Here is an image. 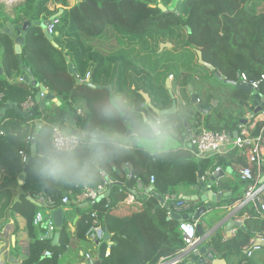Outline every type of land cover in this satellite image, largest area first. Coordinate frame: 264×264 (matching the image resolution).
Instances as JSON below:
<instances>
[{
    "label": "trees",
    "instance_id": "trees-1",
    "mask_svg": "<svg viewBox=\"0 0 264 264\" xmlns=\"http://www.w3.org/2000/svg\"><path fill=\"white\" fill-rule=\"evenodd\" d=\"M51 2L65 7L54 34L56 45L35 27L38 30L35 41L24 47L22 57L24 64L33 68L37 79L70 106L79 98V87L96 97L112 92L108 85L114 90L128 89L137 99L141 88L153 105L172 104L173 98L167 87L169 77L173 75L174 83L186 92L192 75L207 68L199 63L198 51H201L204 61L228 79L237 80L238 73H245L251 81H255L264 74V0H80L72 7L69 0H26L14 8L15 17L0 5V55L9 76L15 72L21 75L24 70L18 63L13 38L2 30L8 22L20 25L25 19L36 22L50 18L61 9H50ZM163 43H171L172 46L162 48ZM66 57H70L75 65V74L69 72ZM108 60L112 61V66L121 65L119 74L112 72V68L105 69ZM88 73L91 82L100 84L101 88L77 84L76 77L83 79ZM38 91L39 88L25 82H6L0 88V92H5V102L0 105V110L8 101L22 108L29 98L36 100ZM238 91L246 98L244 92ZM242 104H245L244 100ZM200 105L205 108L206 100H202ZM186 111V119H195L200 114L192 108H186ZM40 113L38 110L32 117L25 118L15 108H9L0 119V130L4 132L0 135V179L3 181L0 197L6 196L5 203L0 207L1 218L12 202L10 187L17 185L26 165L20 151L27 155L32 151L11 134V129L17 121L32 119ZM89 115L90 112L83 119ZM206 125L213 130L224 129L221 120L213 121L211 115L206 117ZM237 125L235 121L228 130L235 129ZM181 156L157 160L137 151L116 162L115 168L109 167L106 172L113 181L108 186L110 194L90 202L87 213L81 208V203L62 204L65 195L75 198L83 192V188H46L34 174L30 163L19 201L27 206L28 212H23L27 215L30 237L29 254L22 264H61L63 248L72 237L69 222L80 213L77 236L87 238L93 210H98L112 236V243L101 264H158L163 258L176 255L186 248V243L179 231L181 220L170 217L168 207L158 206V194L175 192L164 182L166 171L160 168L177 158V162L181 161L176 166L179 171H176L175 179H189L193 183L199 163L214 170L228 163L224 158L199 159L196 162L188 153ZM125 162L130 163L131 172L141 179L143 188L139 187L137 178L129 179L123 171L122 164ZM151 175L157 178L155 191L150 193L153 198L145 202L144 209L135 215L118 210L126 192L138 199L147 194ZM103 180L91 187L99 186ZM40 193L53 198L55 207L65 211L59 243H54V239L46 241L38 238L34 219L40 205L28 200L27 196L35 197ZM108 199L110 205L106 207ZM242 235L240 233L228 242L214 236L210 243L220 256L228 257L230 253H241L244 247L251 245L250 235ZM47 249L53 252V256H43ZM179 264L196 263L183 257Z\"/></svg>",
    "mask_w": 264,
    "mask_h": 264
},
{
    "label": "crops",
    "instance_id": "crops-1",
    "mask_svg": "<svg viewBox=\"0 0 264 264\" xmlns=\"http://www.w3.org/2000/svg\"><path fill=\"white\" fill-rule=\"evenodd\" d=\"M16 1L17 0H13V1L9 0L10 3H15ZM25 1L26 0H22L8 7L7 8L8 14L12 17H15L14 8L24 3ZM78 1L80 0H69V4L72 7ZM49 7L50 9H54L56 7L61 8L63 9V11L65 9L64 6L55 5L52 2L49 3ZM25 20H28V19H25ZM66 61L68 63V70H69V63H71L73 67L75 68V65L71 62L70 57H66ZM116 67L117 69H115ZM116 67L112 66L111 60H108L107 64L105 65V69H107V71L108 69L112 68V72H114L117 75L120 72L118 71V69L119 67H121V65L119 64ZM23 74L19 75L18 73L15 72L13 75L9 76L7 74L6 67L1 60V55H0V88L6 82L21 83L19 81L20 80L19 78L20 76H23ZM33 74L35 75L34 72ZM35 77L38 78L37 75H35ZM192 77L194 78V80L193 82L191 81V83L187 86L186 92H183L182 87L174 83V77L173 79H170L169 77V80L171 82V89L175 93V99L178 105L187 106L186 108H192L194 110H198L200 113L197 117H195V119L194 117L185 119L184 125H183L184 141L187 142L188 147L181 154H179V155H182L181 157H183V154L188 153L190 156L194 158L193 160H196V162H198L199 158H197L196 155L194 154L192 145L190 142V137L188 138V136L191 135V133L188 130L192 131V127L200 119H204L206 122V117L208 115H211V120L213 121L221 120V124L224 127V129L222 130H228V129H231V126L235 121H237L239 124L241 123L240 120H244V119L248 120L253 110L251 112L248 111V107L246 103L244 102L245 104L244 105L242 104L245 98L239 92H235L236 95L238 96V99L236 100L237 102L234 108L235 110L233 111L229 110V112L223 111V110L220 111L219 110L220 106L218 105L219 98L214 93V91L205 92V94H203L204 96L196 92L197 91L196 86L199 87V84L195 83V80L201 79V80H206V81H213V79H216L217 81H219L214 76V73L208 68H206L205 71L201 70L199 73L192 75ZM90 78L91 77L87 79V74H86V78L81 79L82 81L79 83L77 81L76 82L79 85L84 84L83 81H86V80L91 81ZM40 83L42 82L40 81ZM221 84H224V83L221 82ZM96 85L100 86L101 88L100 84H96ZM210 87H213V86L210 85ZM107 88L110 91L114 90V87L111 85H108ZM133 88H136V86H133ZM94 89H99V88H94ZM236 89L239 90L238 88ZM139 90H140V93L138 95V99L144 102H147L149 104H152L151 101H147V99L145 98L144 94L146 93L143 91V89L140 88ZM168 90H169V87H168ZM193 93H196L199 98L196 103L192 102ZM56 96L58 98V101L52 103L51 106H49L48 108L53 107V106L59 108L58 102H61L62 104L66 106H70L69 104L64 103V101L57 94ZM94 97H95L94 93H87L85 90L79 87V98L73 104H79L81 106L83 110V117H86L87 114H89V109H90L91 102H92L89 100L93 99ZM208 98H209V101H207ZM200 100L201 101L206 100V106L204 109L212 108L210 113L202 112V110L200 109L201 107ZM37 107L40 108V104ZM42 111L43 110H41V112ZM78 119L79 117L77 118V120ZM229 131H232V130H229ZM235 151L237 153H233ZM176 159L177 158L172 159L171 161H169L166 165H163L162 167L159 166V168L161 167L160 169H164L166 171L165 173L166 179L164 182L167 183V186L171 187V189L174 188L175 192H172V193L177 194L180 198L184 200L195 201L199 207H202L203 205H205V203L202 202L200 198H195V196H197L200 191L197 188V185L199 184V181L201 179L209 182L212 177L209 174L213 172L214 169H212L211 166H207L206 168H204V166H202L199 163L198 167L195 170L194 175L196 176V179L195 181H193V183H190L191 180L189 179H182L180 181H177L178 179H175V175L177 173L176 171H179V167L177 168L176 166L179 165V162L181 160L177 162ZM225 160L228 163L221 166V170L218 175V178L220 179L219 184L216 185L215 183H213L214 191L217 194H222L220 202L217 200V202L215 203L216 208H214L213 210H209L207 213L203 214L200 218V223L202 224L204 228L205 237H206L205 242L202 243L200 247L207 246L209 248V251L214 253L217 259L223 260L219 264H264V247L263 246L258 247L256 245L258 240L261 239L262 236H264V216L262 214V211L256 202H248L247 204H244L242 206L238 205L239 201L243 198V194L245 193V183L239 178L238 169H237L238 167L236 164L237 163L246 164L247 159L240 152V150L233 149L230 153V158L225 159ZM192 172H193V169H192ZM0 174L2 176L1 168H0ZM187 174L189 175V172ZM2 182H3L2 179H0V194L2 191L1 190ZM22 185L23 183H21L20 178H18L17 185H12L10 187V190L12 193V202H10L9 207H7V209L5 210L4 217L3 218L0 217V264H22L29 254L30 237H29V231L27 228V215H25V213L23 212L24 210H26V213L28 211H27V206L25 203H19L20 196L23 193ZM150 186H154V184ZM150 186H149V189H150ZM149 189H148L147 194L143 195L142 199H138L135 197L134 202H132L131 204H127V203L124 204V203H121L120 201L117 209L126 214H131V215L137 214L142 209H144V207L146 206L145 202L146 201L149 202L153 198V195L150 194L152 191H149ZM153 191H155V188ZM29 196L33 200H35L36 203H38L35 197L31 195L27 196L28 200H30L28 198ZM186 196H188V198L190 197V199L188 198L186 199L185 198ZM0 199L2 200V203L0 204V207H1V205L5 203L6 196H4V198L0 197ZM81 204H82L81 208L84 210V212L87 213L89 210L88 203L82 202ZM158 206H163L159 197H158ZM64 216H65V211H64L63 217ZM80 217H81V214L77 213V215L74 216V219L69 222V227H70V232H71L72 237H71L69 244L64 246L63 248L64 251L62 255L60 256L61 264H86L87 260H89L88 258H86L87 254H90L94 258L92 260H98L100 258V247L96 241L91 240L88 236L87 238H84V239L83 238L81 239L79 238V236H77V233H78L77 224H78ZM232 221L240 222L242 225L238 226L235 223L234 224L230 223ZM240 233L241 234L243 233L242 237L245 236L244 234H248L251 237L250 238L251 245H249L248 247H244L241 253L234 251L230 253L228 257H222L219 255V253L215 252V250L211 246L210 242L214 236H220L222 242H228L236 238ZM198 236L200 237V239L203 238L199 234ZM60 241H61V232H60L59 237L56 240H54V243H59ZM203 255L204 254L202 253L200 254V256H203ZM185 257H188L190 260L193 261L192 255L189 254ZM195 263L200 264L199 262H195ZM203 264H212V262L208 258H206V261Z\"/></svg>",
    "mask_w": 264,
    "mask_h": 264
},
{
    "label": "clouds",
    "instance_id": "clouds-1",
    "mask_svg": "<svg viewBox=\"0 0 264 264\" xmlns=\"http://www.w3.org/2000/svg\"><path fill=\"white\" fill-rule=\"evenodd\" d=\"M186 107L149 104L119 89L94 97L87 119L79 104H61L17 121L11 134L34 147L24 159L32 157V170L44 187L88 189L103 180L109 167L137 151L167 160L186 150Z\"/></svg>",
    "mask_w": 264,
    "mask_h": 264
},
{
    "label": "built area",
    "instance_id": "built-area-1",
    "mask_svg": "<svg viewBox=\"0 0 264 264\" xmlns=\"http://www.w3.org/2000/svg\"><path fill=\"white\" fill-rule=\"evenodd\" d=\"M61 23V18L56 17L52 19L47 26V30L50 34H55L58 25ZM90 74H87L89 79ZM20 82H24L23 76L19 78ZM173 79V75L170 76ZM237 81H241L250 84L253 90L261 94L262 100L260 102L261 108L254 113L253 117L249 118L247 122L239 123L236 129L229 130H213L207 127L204 119H200L193 127L190 135V142L194 154L199 159L208 158H224L229 159L230 153L233 149H238L246 157L247 163H237L238 175L240 180L245 183L244 197L239 201L240 206L247 204L248 202H256L264 216V74L258 80L251 81L247 74L238 73ZM44 93H41V97ZM5 102V92H0V105ZM40 102L34 98H29L22 106L24 111H29L33 108H38ZM4 134L0 130V135ZM23 156V162L27 163L24 156L27 155L24 151H20ZM122 169L128 174V178H137L138 185L143 188L141 179L131 172V165L129 162L122 164ZM221 167H217L210 176H215L219 173ZM155 175L150 176V184H155ZM220 179L217 177L214 181L216 185L219 184ZM113 181L110 180L105 173L103 183L93 188L89 187L84 189L82 193L78 194L75 198H71L70 195H65L62 198V204L69 203H82L88 204L92 201L99 199L105 195L108 191V186ZM163 206L169 208V216H172V212L179 213H195L200 207L195 201L184 200L175 193H167L163 195ZM39 209L36 212L34 225L37 229L38 238L40 240L51 241L54 239L56 232L59 230L54 219L55 201L50 196L44 193H40L35 196ZM135 196L132 193L126 192L124 199L121 203L131 204L134 202ZM110 199L107 200L106 207H109ZM91 225L87 232V236L93 241H99L100 243L105 241L106 237V225L101 220L98 210H93L90 213ZM201 224L199 219H195L193 216L191 219L181 221L179 225V231L183 237L186 248L179 251L174 256L163 258L158 264H179L183 257L181 254L187 250V248L197 241L200 237L197 234V227ZM202 225V224H201ZM264 239V236L261 237ZM43 256L51 257L53 252L50 249L44 251ZM86 258L94 259L90 254H87Z\"/></svg>",
    "mask_w": 264,
    "mask_h": 264
},
{
    "label": "water",
    "instance_id": "water-1",
    "mask_svg": "<svg viewBox=\"0 0 264 264\" xmlns=\"http://www.w3.org/2000/svg\"><path fill=\"white\" fill-rule=\"evenodd\" d=\"M162 9H166L164 6H161ZM62 12L63 9H60V11L54 15H52L50 18L46 19V20H42V21H36V22H32L30 20H25L22 24L20 25H15L11 22H9L4 29L2 30L3 32L8 33L14 41V51L15 54L18 58V63L22 66L23 70H24V74H23V80L26 84H30L33 87H37L39 88L38 94H37V101L40 102V108H33L29 111H24L22 108H18L17 105L12 102V101H8L4 104V106L1 108L0 110V119L2 117L5 116L7 110L9 108H15L17 111L21 112L22 115L25 118H30L33 115H35V113L39 110L41 112V110H46L49 106H51L52 103L57 102L58 98L56 96V93L49 90V88H47V86L43 83H40V81L35 77V75L33 74V70L27 66L26 64H24V59L22 57V53H23V49L24 47L28 44V43H33L35 41V37L38 33V30L35 29V27H37L38 29H40L43 34L46 36V38H48L54 45H56L55 41H54V37L55 35L50 34L47 30V26L50 24V22L52 21V19L56 18V17H61L62 16ZM172 44L171 43H163L161 45L162 48L164 47H171ZM198 56H199V63L204 65L205 67H207L209 70H211L214 73V76L221 82H223L224 84H228L231 85L235 88L240 89L242 92H244L246 94V98L244 99V102L246 103L247 107H248V111H252L253 112L250 114V118L253 117L254 113H256L260 108V102L262 100V96L260 93H258L257 91L253 90L252 86L250 84L241 82V81H237V80H231L228 79L226 77H224L222 74H220L218 71H216V68L204 61L203 56L201 51H198ZM69 71L72 74L76 73L75 68L73 67V65L71 63H69ZM76 81L79 83L82 80L79 77H76ZM83 83L91 88H100V86L93 84L91 81L86 80L83 81ZM167 85L169 87V94L170 96L173 98V102L172 105L173 106H177L178 103L175 99V93L173 92V90L171 89V82L168 79L167 80ZM41 93H44V96L41 97ZM145 98L147 99V101H150V98L144 94ZM198 101V96L196 93L192 94V102L196 103ZM61 102H58V107L61 105ZM202 112H206V113H210L212 108L209 109H204L201 108ZM240 122H247V119L244 120H240ZM191 133V130H188ZM190 136H188L189 138ZM31 150H34V147L31 148ZM31 159L32 157L30 156L27 160V163L25 165L24 171L23 173L20 175V182L24 183L25 178H26V173L29 169L30 163H31ZM219 173H217L215 176L211 177V180L209 182L204 181V180H200L199 184L197 185V188L200 190L199 194L197 196H195V198H200L202 202L205 203V205H203L202 207H200L195 214L193 213H179V212H172V217H175L181 221L184 220H188L189 218H191L192 216L195 219H199L203 214L207 213L209 210H213L215 207V203L217 202V200L220 202L221 196L222 194H217L213 187H214V181L216 179V177H218ZM154 190V186H150L149 191H153ZM110 194V189H108V191L106 192L105 195L101 196L100 198L106 197ZM158 197L160 198L161 202L163 203L164 198L162 195H158ZM244 197V194H243ZM32 202H35V200H33L30 196L28 197ZM186 199L188 198V196L185 197ZM190 199V197L188 198ZM259 206V204H258ZM63 214H64V210L62 208H58L54 211V219L56 222V225L58 226L59 230H60V226L62 224L63 221ZM230 223H235L238 226H241L242 224L240 222H236V221H232ZM57 231L55 239L56 240L59 235H60V231ZM106 237H105V241L100 243L99 241H96L97 244L100 247V258L98 260H92L89 259L87 260L86 264H101L102 261L105 259L106 255H107V251H108V247L111 245L112 241H111V234L108 232V230L106 229ZM197 233L202 236L203 238L200 239L199 241H197L195 244L189 246L187 248V250H185L180 257H185L187 255H192V259L195 262H199L200 264L205 263L206 258H208L212 264H219L221 263L223 260L221 259H217L215 257V254L209 251V248L207 246H203L200 247V245L202 243L205 242L206 237H205V231L204 228L201 224L198 225L197 227ZM258 247L259 246H263L264 247V239H259L257 244ZM204 254L203 256H200V254Z\"/></svg>",
    "mask_w": 264,
    "mask_h": 264
},
{
    "label": "rangeland",
    "instance_id": "rangeland-1",
    "mask_svg": "<svg viewBox=\"0 0 264 264\" xmlns=\"http://www.w3.org/2000/svg\"><path fill=\"white\" fill-rule=\"evenodd\" d=\"M20 1L22 0H17L15 3H10L9 0H6V1L0 0V5H2L7 11L8 7ZM193 80L194 78L191 77L192 82ZM195 83L199 84V87L196 86L197 93H200L203 95L205 94V92L214 91V93L219 98L218 105L220 106L219 108L220 111L223 110V111L229 112V110L230 111L235 110L234 108L237 102L236 100L238 99V96L236 95L235 92H239L235 87L232 88L231 85L221 84V82L217 81L216 79H213V81H206V80L199 79V80H195ZM210 85H212L213 87H210Z\"/></svg>",
    "mask_w": 264,
    "mask_h": 264
},
{
    "label": "bare ground",
    "instance_id": "bare-ground-1",
    "mask_svg": "<svg viewBox=\"0 0 264 264\" xmlns=\"http://www.w3.org/2000/svg\"><path fill=\"white\" fill-rule=\"evenodd\" d=\"M6 1V0H5ZM10 1H13V0H10Z\"/></svg>",
    "mask_w": 264,
    "mask_h": 264
}]
</instances>
